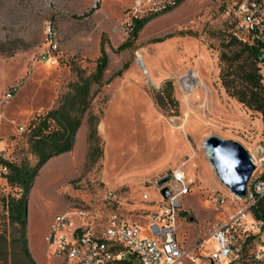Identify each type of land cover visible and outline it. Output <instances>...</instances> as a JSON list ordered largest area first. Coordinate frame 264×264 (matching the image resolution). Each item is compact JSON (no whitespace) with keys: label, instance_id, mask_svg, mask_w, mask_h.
I'll return each instance as SVG.
<instances>
[{"label":"rangeland","instance_id":"rangeland-1","mask_svg":"<svg viewBox=\"0 0 264 264\" xmlns=\"http://www.w3.org/2000/svg\"><path fill=\"white\" fill-rule=\"evenodd\" d=\"M236 1L184 0L151 18L132 47L116 52L129 37L135 0H0V158L35 164L30 121L59 104L79 79L77 68L87 75L95 70L102 40L109 58L103 83L90 90L102 155L88 159L85 114L72 150L51 157L31 187L25 238L36 264L63 263L49 254L46 240L58 213L94 230L123 219L150 234V217L165 204L158 182L176 169L192 181L180 198L178 240L191 251L187 264L209 263L217 247L210 234L246 203L220 181L204 141L215 134L264 155L262 114L240 102L220 78L222 41L233 30L227 9ZM45 53L53 60L43 59ZM20 192L0 176V264H30L21 226L6 206Z\"/></svg>","mask_w":264,"mask_h":264},{"label":"built area","instance_id":"built-area-1","mask_svg":"<svg viewBox=\"0 0 264 264\" xmlns=\"http://www.w3.org/2000/svg\"><path fill=\"white\" fill-rule=\"evenodd\" d=\"M174 1L135 0L132 14L159 15L167 12ZM227 14L231 16L232 35L249 44H260L264 51V0H237L227 9ZM56 47L53 44L51 49ZM49 57L50 54L43 55L45 60ZM14 94L15 89L8 90L5 99L9 100ZM250 155L255 168L247 183L246 194L240 197L232 193L246 206L210 234L215 237L217 247L210 253L208 264H219L230 258H247L254 262L264 260V218L254 212L264 200V155L257 157L252 152ZM6 171V166L0 164V176ZM166 178L171 195L165 199L159 189L165 204L158 215L150 217V234L142 232L144 227L123 219L113 218L104 228L94 230L76 223L72 214L58 213L54 215L46 236L49 254L59 257L62 264H187L191 251L183 248L178 240L177 216L180 198L188 193L192 181L182 169H176ZM253 244L257 248L249 251Z\"/></svg>","mask_w":264,"mask_h":264},{"label":"trees","instance_id":"trees-1","mask_svg":"<svg viewBox=\"0 0 264 264\" xmlns=\"http://www.w3.org/2000/svg\"><path fill=\"white\" fill-rule=\"evenodd\" d=\"M184 0H175L172 10ZM156 14L134 15L130 25L129 37L114 50L120 52L132 47L142 27ZM222 41L220 54V78L227 89H233L238 100L259 111L264 122V51L260 44H249L230 34ZM156 38L154 41H162ZM230 47H234L230 49ZM105 41L101 43V55L96 60L95 70L84 74L85 69L77 68L79 79L69 84V90L62 95L59 104L45 113L34 116L28 126L29 150L37 162L31 164L24 158L21 162L0 158L7 171L3 174L9 185L21 190L20 195H10L6 206L13 222L20 224L22 248L30 264H36L29 252L25 238L27 224L28 197L38 170L53 156L71 151L77 132L85 114L88 115L89 161L94 162L102 155L101 137L98 133L99 116L90 110V90L93 84L103 83V73L108 65ZM255 214L264 218V200L254 208Z\"/></svg>","mask_w":264,"mask_h":264},{"label":"water","instance_id":"water-1","mask_svg":"<svg viewBox=\"0 0 264 264\" xmlns=\"http://www.w3.org/2000/svg\"><path fill=\"white\" fill-rule=\"evenodd\" d=\"M204 142L208 148L210 163L220 181L232 193L240 197L245 196L247 183L255 168L250 152L240 142L224 139L215 134L210 135ZM167 182V178L158 182L165 199L171 195V191L165 185Z\"/></svg>","mask_w":264,"mask_h":264},{"label":"bare ground","instance_id":"bare-ground-1","mask_svg":"<svg viewBox=\"0 0 264 264\" xmlns=\"http://www.w3.org/2000/svg\"><path fill=\"white\" fill-rule=\"evenodd\" d=\"M47 60H51V61H52L53 59L51 58V59H47ZM195 76H196V75L192 74V77H195ZM187 80H188V79H187ZM187 80H186V81H187ZM188 81H189V80H188ZM204 144H205V142H204ZM204 146L206 147V145H204ZM205 153H206V155L208 156L209 153H208V148H207V147H206V151H205Z\"/></svg>","mask_w":264,"mask_h":264}]
</instances>
